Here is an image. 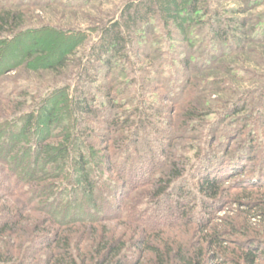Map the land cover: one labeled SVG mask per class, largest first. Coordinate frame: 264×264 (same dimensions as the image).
I'll return each mask as SVG.
<instances>
[{"label": "trees", "instance_id": "trees-1", "mask_svg": "<svg viewBox=\"0 0 264 264\" xmlns=\"http://www.w3.org/2000/svg\"><path fill=\"white\" fill-rule=\"evenodd\" d=\"M58 1L0 0V77L20 62H5L4 46L38 30L24 29L31 14L27 5ZM263 1L245 2L257 7ZM58 3L64 7L72 1ZM228 12L234 16L210 13L207 0H130L116 20L99 28L86 50L82 44L80 52L63 55L49 67L60 79L58 88L41 96L15 81L6 90L0 83V131L5 134L0 201L6 200L0 204V264L264 261L263 240L240 231L232 219L224 221L225 229L212 224L215 207L231 189L226 176L236 170L227 165L234 157L211 167L217 130L210 127L206 136L200 131L213 113L203 96L213 85L202 76L214 63L198 68L193 56L224 51L229 41L233 50H242L250 32L264 37V21L252 23L249 32L238 17L242 11ZM164 26L179 35L177 45L167 41L162 60L156 45ZM197 32L212 43L189 46V34L197 37ZM32 58L28 53L21 64H31ZM164 70L177 79L164 81ZM249 104L245 98L232 103L221 118L236 117ZM256 108L249 107L243 118L257 115L264 105ZM186 140L191 142L183 146ZM154 142L158 156L151 149ZM7 179H13L10 186ZM68 182L76 187H66ZM66 189L80 198L63 203ZM260 197L264 203V194ZM163 213L169 217L155 218ZM261 214L264 218V205ZM237 234L236 247H226V236Z\"/></svg>", "mask_w": 264, "mask_h": 264}, {"label": "rangeland", "instance_id": "rangeland-1", "mask_svg": "<svg viewBox=\"0 0 264 264\" xmlns=\"http://www.w3.org/2000/svg\"><path fill=\"white\" fill-rule=\"evenodd\" d=\"M71 1V4L64 7L58 2H33V4L31 2V5L30 3L27 5L26 8L31 14L25 21L24 29L38 28V30L26 33L19 42L4 46L2 49V59L4 58L5 62L20 59L15 70H7L0 77V83L5 85V90L10 85L9 83L15 81L17 86H30L31 89H38L40 95L44 96L51 89L61 86L60 79L48 70L49 67L54 65L63 55H69L72 51L80 52V45L82 44L86 50L97 39L99 28L109 21L116 20L123 7L130 0ZM207 1L210 6V13L219 12L226 18L234 16L233 13L228 12L231 9L242 11L238 17L247 22L246 31L250 32L252 23L261 25L264 21V1L257 7H249L248 3L245 2L246 0ZM9 6L8 2L5 3V8H9ZM163 29V33L160 32L163 40L156 45V53H160L162 60L166 58L167 41L171 40L175 43V36L179 35V31L176 29L167 30L166 27L164 30H167V34ZM250 33L252 34L248 35V42L243 45L242 50H233L230 47L231 41H229L230 43L228 42L225 47H222L224 51H214L209 56L203 57L197 53L193 56V62L198 65V68L211 62L214 63L213 69L206 71L202 76L204 80L212 83L214 89L212 88L203 95L211 102L213 113L207 116L205 119L207 125L200 131L202 136H206L210 127L217 130L212 148L214 152L210 153L211 156L207 155L213 157L214 163L211 167L216 165L220 167L217 164L220 160H226L224 161L226 163L228 162L227 159L234 157L227 165L236 170V172L226 176L225 185L231 189L227 198L223 200L222 206L215 207L212 224L225 229L224 221L232 219L240 231L264 241V218L261 214L264 203L261 202L260 197L261 194H264V110H260L257 115L254 114L246 120L243 118L246 113H249V107H257L256 109H258L261 104L264 105V37L256 32ZM199 34L197 37L189 34L188 38H191L189 41L191 45L189 46L206 48V45L212 43L209 36L204 33ZM197 42H199L198 46H196ZM177 44L176 42L175 45ZM227 45L230 47L229 51L226 50ZM28 53L33 56V60L30 61L32 63L23 66L21 63ZM165 70L162 75L164 81L172 78L177 79L176 73L171 76L170 71H167L169 74L165 75L167 73ZM198 97L194 98L198 99ZM244 98L251 105L245 112L240 111L236 117L221 118V114L227 106L229 107L232 103L234 104ZM8 127L10 128L9 124ZM19 127V124L15 123L13 130L17 131ZM0 132L1 148V145L4 144L2 138L5 134L2 129ZM187 137L190 136L187 135ZM190 142L191 140H186L183 142V146ZM150 145L153 153L158 156L159 149L155 142ZM225 153H228L229 156H226ZM92 162L94 163V160ZM9 181L11 182L13 179H7L10 186ZM76 182H68L66 187L71 186V189H74ZM192 182L193 180L190 183ZM6 185L4 184V186ZM243 191H247L246 194L250 193L251 196H244ZM74 196L76 199L80 198L78 194ZM73 197L70 191L66 189L60 198L65 203ZM5 201H0V204L3 205L2 202ZM170 204L173 205L174 203ZM60 212L56 210L54 214L59 217ZM166 217L169 216L165 213L161 216L157 214L155 216L156 219L161 220ZM110 226H116V223H111ZM117 230H123V227L117 226ZM226 237L227 242L224 245L232 249L236 247V241L241 238V235ZM0 245H2V240ZM261 264H264L263 260Z\"/></svg>", "mask_w": 264, "mask_h": 264}]
</instances>
